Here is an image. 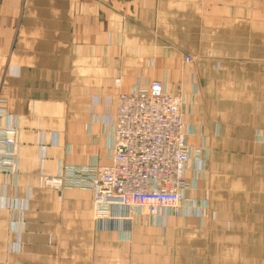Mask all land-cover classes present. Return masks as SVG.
<instances>
[{
    "label": "crops",
    "instance_id": "crops-1",
    "mask_svg": "<svg viewBox=\"0 0 264 264\" xmlns=\"http://www.w3.org/2000/svg\"><path fill=\"white\" fill-rule=\"evenodd\" d=\"M115 78L181 96L196 210L103 226L81 185H42L109 163ZM0 98L19 145L0 264H264V0H0Z\"/></svg>",
    "mask_w": 264,
    "mask_h": 264
},
{
    "label": "built area",
    "instance_id": "built-area-1",
    "mask_svg": "<svg viewBox=\"0 0 264 264\" xmlns=\"http://www.w3.org/2000/svg\"><path fill=\"white\" fill-rule=\"evenodd\" d=\"M114 86L118 92L109 163L82 171L63 166L57 176L43 178L42 185L56 190L81 185L91 193L95 222L103 226L122 218L128 224L135 214L162 223L170 216L196 210L194 201L185 197V170L190 162L196 163L191 180L196 188L208 157L186 145L181 96L169 94L158 81L123 92L119 91L121 79L115 78ZM15 133L6 100L0 98V174L6 179L17 174Z\"/></svg>",
    "mask_w": 264,
    "mask_h": 264
}]
</instances>
